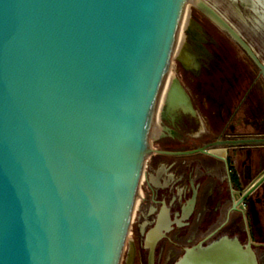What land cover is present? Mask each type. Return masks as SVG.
Here are the masks:
<instances>
[{
    "label": "water",
    "instance_id": "1",
    "mask_svg": "<svg viewBox=\"0 0 264 264\" xmlns=\"http://www.w3.org/2000/svg\"><path fill=\"white\" fill-rule=\"evenodd\" d=\"M189 3L0 0V264L122 263ZM200 8L264 78L240 32ZM168 96L189 100L177 77ZM174 264L260 261L252 241L222 235Z\"/></svg>",
    "mask_w": 264,
    "mask_h": 264
},
{
    "label": "flooded vegetation",
    "instance_id": "2",
    "mask_svg": "<svg viewBox=\"0 0 264 264\" xmlns=\"http://www.w3.org/2000/svg\"><path fill=\"white\" fill-rule=\"evenodd\" d=\"M201 1L235 27L264 61L215 3L196 0L194 8L188 9L182 25L186 33L180 34L177 63L171 73L189 100L169 105L170 78L158 109L154 151L146 162L132 237L121 264H126L130 243L135 246L133 264H174L187 247L207 244L222 235L252 241L262 264L264 181L248 191L264 174V146L258 163L247 161L245 153L251 145L264 143L222 141L264 136L261 131L235 130L244 108L256 114L249 104L253 96H260L258 79L264 78L242 47L200 8ZM224 1L241 17L264 21V0H253L255 5L244 0ZM252 66L258 71L256 76ZM258 101L261 104L260 98ZM258 126H264V118H259Z\"/></svg>",
    "mask_w": 264,
    "mask_h": 264
},
{
    "label": "rangeland",
    "instance_id": "3",
    "mask_svg": "<svg viewBox=\"0 0 264 264\" xmlns=\"http://www.w3.org/2000/svg\"><path fill=\"white\" fill-rule=\"evenodd\" d=\"M209 1L215 3L222 11L228 14L230 19L242 30L243 34L254 44L256 50L264 59V21H259V22H256L254 20L250 21L241 17L237 12L232 10L224 0H209ZM195 2L196 0H190V3L188 5V9L190 11L194 8ZM184 33H186L185 26L182 27L180 34L183 35ZM176 63H177V56L174 57L172 71H175ZM250 70L253 76L257 75L258 71L255 67H253ZM258 85L261 94L260 96H253L249 104L252 107V109L255 110L256 114H254L249 107H246V109L244 108L242 112L238 115L237 120L235 121L236 131H245L249 133L261 131L264 133V126H260V127L258 126L259 118H261V120L264 118V80L262 78L258 79ZM259 98L262 105L258 101ZM257 106L258 107L260 106L259 110L257 109ZM262 146H264V144L251 145V147L248 148L247 152L245 153V159L247 161L252 160L254 164L258 163L262 157V153L260 152L264 150ZM262 220H264L263 217ZM131 227H132V223H131ZM131 227L128 235L129 239L132 237ZM262 264H264V257L262 258Z\"/></svg>",
    "mask_w": 264,
    "mask_h": 264
},
{
    "label": "bare ground",
    "instance_id": "4",
    "mask_svg": "<svg viewBox=\"0 0 264 264\" xmlns=\"http://www.w3.org/2000/svg\"><path fill=\"white\" fill-rule=\"evenodd\" d=\"M174 77H175V76H172V73L170 72V74H169V76H168V79H167V82H166V83H168V80L171 78V79H170L169 90L167 91L168 93L166 94V96H168V94H169V91H170V88H171V84H172V81H173ZM166 86H167V84H166ZM166 86H165V88H166ZM164 94H165V89H164V93H163L162 96H164Z\"/></svg>",
    "mask_w": 264,
    "mask_h": 264
}]
</instances>
